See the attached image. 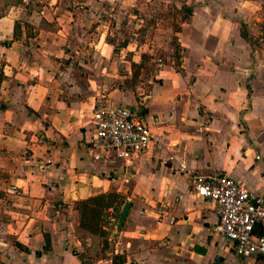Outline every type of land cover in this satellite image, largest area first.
Listing matches in <instances>:
<instances>
[{
	"label": "crops",
	"instance_id": "crops-1",
	"mask_svg": "<svg viewBox=\"0 0 264 264\" xmlns=\"http://www.w3.org/2000/svg\"><path fill=\"white\" fill-rule=\"evenodd\" d=\"M149 1L0 0V264H264L214 232L216 202L180 171L226 174L264 198V0H176L192 8L178 54L143 75ZM114 69L131 90L100 89L98 72ZM100 96L147 122L146 153L94 157ZM98 196L90 228L81 205ZM126 201L117 231L108 209Z\"/></svg>",
	"mask_w": 264,
	"mask_h": 264
},
{
	"label": "built area",
	"instance_id": "built-area-1",
	"mask_svg": "<svg viewBox=\"0 0 264 264\" xmlns=\"http://www.w3.org/2000/svg\"><path fill=\"white\" fill-rule=\"evenodd\" d=\"M91 120L90 142L96 159L111 157L128 161L146 153L154 143L150 126L136 110L110 103L104 97L96 101ZM180 171L188 175L197 196L216 202L219 217L214 232L230 240L240 256H264V234L255 232L256 225L264 221L263 196L226 174L207 175L190 171L185 165ZM108 211V222L116 227L115 210L110 207Z\"/></svg>",
	"mask_w": 264,
	"mask_h": 264
},
{
	"label": "rangeland",
	"instance_id": "rangeland-1",
	"mask_svg": "<svg viewBox=\"0 0 264 264\" xmlns=\"http://www.w3.org/2000/svg\"><path fill=\"white\" fill-rule=\"evenodd\" d=\"M152 1V3L150 2ZM147 4L146 9V31L142 36L145 41H148L150 44L154 45L153 50H148V45H146L147 54L144 58V70L142 71L143 75L149 74V72L155 71L159 63L169 64L171 63V57L178 54V46H174L176 39L173 37V34L178 30L179 20L185 16L186 11L181 7L175 4L176 0H150ZM185 2V0H181ZM180 1V2H181ZM5 9H0V12H4ZM157 23V24H156ZM157 27V28H156ZM122 31V29L120 30ZM128 32L126 33V35ZM125 35V36H126ZM133 44H130V47ZM175 47V50H174ZM175 52V53H173ZM123 56H120V60H116L117 65H123L121 59ZM117 69V68H115ZM111 70L110 72H98V79L102 80L104 85L102 91L108 93V89L113 87L123 88L131 90L133 83L129 81L128 73L123 72L125 70ZM99 70V69H98ZM139 73V72H138ZM101 97V96H100ZM102 98V97H101ZM8 181H3L1 183L0 191H3L4 185ZM11 199V198H10ZM22 204L23 202L20 201ZM120 202V201H119ZM122 202V201H121ZM6 204H10L6 202ZM4 203L0 202V215L2 213V219L7 221L10 218L9 213L4 210ZM122 204H118V210L121 211ZM120 214V213H119ZM3 230L6 227V223H2Z\"/></svg>",
	"mask_w": 264,
	"mask_h": 264
},
{
	"label": "trees",
	"instance_id": "trees-1",
	"mask_svg": "<svg viewBox=\"0 0 264 264\" xmlns=\"http://www.w3.org/2000/svg\"><path fill=\"white\" fill-rule=\"evenodd\" d=\"M182 9L186 11V14L185 16H183V18L188 17L190 13L192 12V8L187 7L185 5L182 6ZM1 14L2 13H0V15ZM16 26H17V23H16ZM103 208H104V200H101V196L94 197L88 201H83L81 205L80 223L90 228L98 226ZM114 210H115L116 216L119 217L120 212L118 208Z\"/></svg>",
	"mask_w": 264,
	"mask_h": 264
},
{
	"label": "water",
	"instance_id": "water-1",
	"mask_svg": "<svg viewBox=\"0 0 264 264\" xmlns=\"http://www.w3.org/2000/svg\"><path fill=\"white\" fill-rule=\"evenodd\" d=\"M131 206V202L130 201H126L123 205V208L120 211L118 220H117V224H116V230H120L121 226L123 225L127 215H128V211L130 209Z\"/></svg>",
	"mask_w": 264,
	"mask_h": 264
}]
</instances>
